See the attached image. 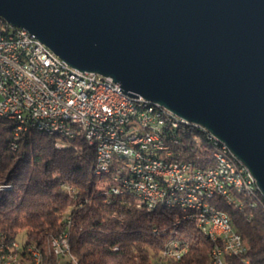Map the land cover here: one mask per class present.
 <instances>
[{
	"label": "water",
	"instance_id": "1",
	"mask_svg": "<svg viewBox=\"0 0 264 264\" xmlns=\"http://www.w3.org/2000/svg\"><path fill=\"white\" fill-rule=\"evenodd\" d=\"M0 17L204 125L264 195V0H0Z\"/></svg>",
	"mask_w": 264,
	"mask_h": 264
},
{
	"label": "trees",
	"instance_id": "2",
	"mask_svg": "<svg viewBox=\"0 0 264 264\" xmlns=\"http://www.w3.org/2000/svg\"><path fill=\"white\" fill-rule=\"evenodd\" d=\"M15 131L0 116V230L8 242L23 231L21 246L41 247L48 264H57L48 241L62 232L75 259L67 264H211L213 243L195 221L182 219L178 207L148 210L136 194L113 192L118 182L111 171L95 173L94 146L84 137L60 146L62 138L31 126ZM182 152L199 166L212 164L209 154L201 161L195 149ZM238 196L240 208L220 206L245 240L247 262L227 256L224 264H264V197L259 191ZM173 240L187 246L180 258L163 254Z\"/></svg>",
	"mask_w": 264,
	"mask_h": 264
},
{
	"label": "built area",
	"instance_id": "3",
	"mask_svg": "<svg viewBox=\"0 0 264 264\" xmlns=\"http://www.w3.org/2000/svg\"><path fill=\"white\" fill-rule=\"evenodd\" d=\"M119 88L120 83L112 77L73 67L47 49L35 34L34 38H27L25 34H17L7 21L0 20V108L18 110L20 118L26 119V126L33 125L28 122V114L55 119V126L64 127L61 116L75 117L82 122V129L78 130L95 137L98 134L92 131V124L103 123L101 133L121 134L126 139L127 147H134L145 157H150V166H156L157 170L175 182L184 181V189H189V196L191 187H201L203 183L220 186L215 180L216 166H199L192 158H182L186 153L182 151L189 148L196 150L198 160L204 161L206 154L198 135L185 131V125H178L180 116L169 109L170 120H174L176 131H168L166 125L161 124L160 117L149 114V111L139 112L132 105V98H146L141 95H119ZM146 136H154V143H146ZM172 139L183 140L184 148H172ZM58 143L66 142L56 140ZM104 146L108 145L101 144L98 149ZM157 156L170 157V164L159 165ZM102 161L119 163L121 168L130 171L133 182L141 185V188L152 190L153 203L181 200L182 196L167 197L168 188L150 176H144L143 165H134L127 156L102 157ZM236 164L246 167L237 160ZM225 196L239 200L237 193L232 191H225ZM199 197L196 196V200ZM145 205L152 204L141 203V206ZM202 207L214 208V205L202 204ZM200 219L211 224L217 237L228 238L229 244L236 248V257L241 261L247 258L246 253L240 252V243L245 240L235 228L234 231H227L221 222L209 220L207 216ZM56 236L65 264L69 261L75 263L68 233L62 232ZM186 250L185 244L173 240L163 250V254L180 258ZM209 257L211 262V259L227 256H221L217 248L216 252H209ZM0 264L48 263L43 260L41 247L34 243L21 246L18 240L8 242L0 230Z\"/></svg>",
	"mask_w": 264,
	"mask_h": 264
},
{
	"label": "bare ground",
	"instance_id": "4",
	"mask_svg": "<svg viewBox=\"0 0 264 264\" xmlns=\"http://www.w3.org/2000/svg\"><path fill=\"white\" fill-rule=\"evenodd\" d=\"M12 28L17 34H25L27 38H34V33L27 29L15 26H12ZM45 46L47 49H50L46 44ZM119 95H128V93H125L122 88H119ZM132 105L139 112L149 111V114L160 117L161 124L166 125L168 131H176V124H174V120H170V110L166 107L154 103L151 100L140 98H132ZM0 116L10 119L18 133L31 126L48 134L57 135L63 139L62 141L80 136L84 137L88 144L94 146L95 173L100 174L111 171L114 180L118 182V186L113 188V192L128 190L136 194L139 198L141 197L140 199L145 204H152L146 205L148 210L153 209L157 204L178 207L181 210L182 219L195 221L203 234L212 241L213 245L210 252H216L218 248L221 256H236V248L229 244L228 238L217 237L216 232L211 229V224H207L204 219L200 218L207 216L209 220L221 222L227 231H234V225L231 219L220 204L240 208L243 200L240 198L239 200H233L231 196H225V191L237 193V196L239 193L247 195L250 193L255 194L256 191L261 193V191L257 188L255 178L249 169L236 164V160L237 162H243L228 148L224 141L215 137L204 125L182 117L178 118V125H185V131L198 135V139L204 147L205 154H209L212 159V166H216L215 180L220 186L203 183L201 187H191L189 196V189H184V181L175 182L167 174H163L162 171L157 170L156 166H150V157H145L134 147H127L126 139L122 138L121 134L101 133L103 131V123L92 124V131L94 134H98L95 137L78 130L82 129V122L75 117L61 116V123L65 124L64 127L55 126V119H46L45 116H37L35 114H28V122L33 125L26 126V119L20 118L19 111L13 109L0 108ZM176 116L178 115L176 114ZM146 143H154V136H146ZM101 144H107L108 146L98 149ZM58 145L64 146L65 143H58ZM181 145H184L183 140L172 139V148H177V146L180 147ZM108 156L109 158H125L127 156L133 160L134 165H143L144 176H150L155 182L167 187V197L182 196L181 200L154 201L153 203L152 190L141 188V185L133 182V174L121 168L119 163L102 161V157ZM234 157H236V160ZM157 163L159 165L170 164V157L157 156ZM196 196H200L199 200H196ZM261 196L264 197L262 193ZM241 197L243 198L242 195ZM202 204H213L214 208L202 207ZM48 242V252L55 257L57 264H61L63 257L58 247L57 236L51 237ZM246 251V243L241 242L240 252L246 253ZM242 260L247 262L246 258H242ZM224 262L225 258L211 259V264H224Z\"/></svg>",
	"mask_w": 264,
	"mask_h": 264
},
{
	"label": "rangeland",
	"instance_id": "5",
	"mask_svg": "<svg viewBox=\"0 0 264 264\" xmlns=\"http://www.w3.org/2000/svg\"><path fill=\"white\" fill-rule=\"evenodd\" d=\"M17 238H18L17 240L22 243L24 241V232L23 231H19ZM61 264H65V262L62 260Z\"/></svg>",
	"mask_w": 264,
	"mask_h": 264
}]
</instances>
